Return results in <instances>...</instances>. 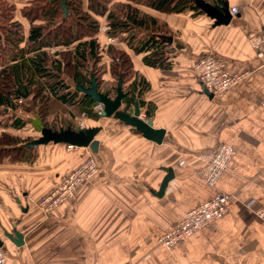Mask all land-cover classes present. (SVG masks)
I'll use <instances>...</instances> for the list:
<instances>
[{
	"label": "crops",
	"instance_id": "0c3cea01",
	"mask_svg": "<svg viewBox=\"0 0 264 264\" xmlns=\"http://www.w3.org/2000/svg\"><path fill=\"white\" fill-rule=\"evenodd\" d=\"M6 1L15 6L12 20L22 24L27 38L30 20L21 11L26 1ZM218 1L238 8L224 26L214 25L204 12H164L138 4L157 18L155 32L168 39L165 66L144 62L143 53L134 52L118 38L109 40L111 35L102 29L105 18L99 17L96 36L103 46L114 43L130 53L133 72L123 86L139 78L140 116L163 128V138L156 142L114 116L98 117L91 100L89 104L70 103L67 92L74 90L75 80L61 71L60 79L69 86H60L58 94L50 93L45 116L59 119L61 126L74 127L81 119L83 123L88 120L86 126L101 125L99 131H107L108 138L98 137V170L78 185L74 198L51 212L29 201L45 194L69 169L73 155L66 151V144L55 143L56 155L42 153L29 161L4 159L0 163L5 264H264V227L251 212L264 205V108L259 105L264 96V63L246 41L264 30V0ZM73 44L49 50L60 57L59 52L72 50ZM18 45L24 46L25 40ZM208 52L229 70L246 69L250 76L222 96L209 95L193 68ZM109 60L102 53L106 80L113 78L107 68ZM7 114L17 116L19 110ZM104 119L109 122L102 123ZM12 129L16 128L0 126V133L15 134ZM220 142L231 145L233 156L210 185L201 174L209 152ZM162 166H171L174 176L164 194L157 196L151 189L159 187L165 174ZM218 192L231 198L226 214L171 247L158 243L160 234L188 209ZM28 194L34 195L29 201ZM245 206L250 210L240 217L238 210ZM12 229L20 232V244L4 234Z\"/></svg>",
	"mask_w": 264,
	"mask_h": 264
},
{
	"label": "trees",
	"instance_id": "16d2710c",
	"mask_svg": "<svg viewBox=\"0 0 264 264\" xmlns=\"http://www.w3.org/2000/svg\"><path fill=\"white\" fill-rule=\"evenodd\" d=\"M25 1L27 4L22 6L21 11L30 20L27 38L22 24L12 20L15 6L6 0H0V109L7 114L17 109L29 111L32 107L36 109L41 121L46 114L50 93L58 94L60 86H69L60 79L61 71L71 75L75 83H89L92 71L100 87L109 92H114L120 74L123 83L132 74L130 53L116 47L114 43L103 46L96 36L101 24L99 17L105 18L103 23L107 35L122 40L134 52L143 53L144 62L165 66L168 39L155 32L158 27L157 18L140 9L138 4L164 12L186 9L193 13L203 12L192 0H86V6L85 0H66L68 11L63 16L61 0ZM208 1L218 8L223 5L218 0V3ZM36 20L43 22L36 23ZM146 29L154 31L140 34L141 30ZM23 40L25 45L21 47L18 44ZM71 44L72 50H61L60 57L54 56L49 50L50 47ZM102 53L110 58L107 68L112 80L102 78L106 71L100 63ZM140 86L138 78L123 87L126 92L123 98L125 107L135 100H140V105L143 104ZM25 92L26 96L23 95ZM78 93L76 88L67 92L72 97L68 101L90 103L87 94L79 96ZM67 94L65 99L69 98ZM25 123L21 116L11 115L5 122H0V126L20 129ZM20 138L6 131L0 133V163L4 158L10 161H29L34 158L31 155L34 147L20 146L24 140Z\"/></svg>",
	"mask_w": 264,
	"mask_h": 264
},
{
	"label": "built area",
	"instance_id": "2783aa9c",
	"mask_svg": "<svg viewBox=\"0 0 264 264\" xmlns=\"http://www.w3.org/2000/svg\"><path fill=\"white\" fill-rule=\"evenodd\" d=\"M238 8H229V13L236 16ZM105 29V26H102ZM112 36L109 40H113ZM250 49L257 53V56L264 58V30L254 33L246 38ZM196 74L199 76L204 88L212 92L213 96L222 95L226 90L236 85L241 78L242 73H235L229 70L222 61L212 52L200 56L193 66ZM259 105L264 108V96L261 97ZM94 108L98 114L101 113L103 105L101 102L94 104ZM66 146L74 147L77 145L66 144ZM233 156L231 145L218 143L208 154L205 168L201 174L203 180L210 185H214L220 174L225 170L229 160ZM96 164L92 157L78 165L75 169L62 175L59 181L43 195L37 199L30 198L29 202H33L44 212H51L62 202L74 197L75 191L82 182L89 180L96 172ZM231 198L224 195L223 192L215 193L211 198L202 201L194 207L188 209L183 217L167 228L158 237V243L171 247L179 239L191 235L194 231L201 228L207 222L226 214ZM248 206L238 210L240 217H245L249 212ZM253 218L260 222L264 227V205L258 206L257 209L251 210ZM6 253L0 246V264H5Z\"/></svg>",
	"mask_w": 264,
	"mask_h": 264
},
{
	"label": "water",
	"instance_id": "95a60500",
	"mask_svg": "<svg viewBox=\"0 0 264 264\" xmlns=\"http://www.w3.org/2000/svg\"><path fill=\"white\" fill-rule=\"evenodd\" d=\"M199 8L206 13L208 16L214 19L213 24L224 26L231 20V14L229 13V4L224 2L223 5L218 8L211 2L207 0H192ZM63 16L67 13L66 0L60 1ZM89 83H75L74 87L78 89L82 94H87L92 102L96 104L101 102L103 109L101 114L103 116H114L121 120L122 122L134 126L141 134L147 139L160 142L163 138L164 129L159 127H154L151 120L144 119L140 116V100H135L133 107L125 110L122 108L123 98L125 95V90L123 88V77L120 74L118 76L115 93L111 95L109 90L101 89L96 77L93 72H90ZM207 90L206 88H204ZM208 91V90H207ZM209 95H213L212 92L208 91ZM26 92L23 95L26 96ZM35 111V119L33 124L39 129L40 134L37 137H32L20 146L23 147H36L40 144H46L48 142L53 143H64L72 144L77 146H88L93 152L99 149V140L96 138L97 132L102 128L101 125H91L86 127H81L77 125L75 128L71 125L61 126L58 129L52 128L51 126L44 125ZM165 170V174L162 177L159 187L151 189V191L157 196H162L165 192L169 180L174 176V170L171 166H162ZM23 208H26L23 207ZM4 234L12 239L15 243L20 244L21 234L16 229L11 231H5ZM22 241V240H21ZM3 244V239L0 237V246Z\"/></svg>",
	"mask_w": 264,
	"mask_h": 264
},
{
	"label": "rangeland",
	"instance_id": "374dc122",
	"mask_svg": "<svg viewBox=\"0 0 264 264\" xmlns=\"http://www.w3.org/2000/svg\"><path fill=\"white\" fill-rule=\"evenodd\" d=\"M255 56L262 60L263 63H264V58L261 57V56H257V53L255 52ZM240 73H242L244 76L243 78L240 79V81L237 83L239 84L242 80H244L245 78H247L248 76H250V72L249 70H246V69H240ZM117 82V81H116ZM237 84L233 85V86H237ZM73 86V84H72ZM100 86V85H99ZM231 86V87H233ZM124 87V86H123ZM101 88V87H100ZM102 89V88H101ZM115 93V89H114V92H110L111 95H114ZM223 95V94H222ZM221 95V96H222ZM220 96V95H218ZM31 106V105H30ZM133 107V104H131L130 106H126L125 107V103L123 102L122 104V108L127 110L129 108ZM35 108H30L29 111H24L23 109H19V115L21 114V116L23 115L22 118H25L26 120V123L25 125L20 128V129H12L11 132H14L16 135H18L19 137H21L20 139H24L22 142L32 138V137H37L39 136L40 134V131L39 129L33 124L34 122V119H35V111H34ZM1 111V109H0ZM97 113V111H95ZM140 113H141V110H140ZM98 114V113H97ZM9 115L10 114H4V115H1L0 114V118L2 117V119L4 121H6L8 118H9ZM81 116V115H80ZM94 116H97V115H94ZM103 115H101V113L99 114L98 117H101ZM112 116V115H111ZM98 117L96 118V120H98ZM109 117V116H107ZM142 117V116H141ZM73 118V117H72ZM81 119V117H79ZM60 120L57 119V118H53V119H48L47 116H45L42 120V122H45L48 124V126H51L52 128H55V129H58L59 127H61L60 123L62 122H59ZM64 121V119L62 120ZM88 121V120H87ZM87 121H85V123H83V120L81 119L80 123L78 125H80L81 127H86V124H87ZM105 122H109L107 119H104V121H102V123H105ZM122 122V121H121ZM63 125H66V124H63ZM77 126V125H76ZM74 126V128L76 127ZM9 127H6V129H8ZM108 138V133L107 131L104 132L103 130L101 131H98L97 134H96V138ZM98 138V139H99ZM21 142V143H22ZM58 145L55 144V143H47V144H41V145H38L36 147L33 148V151H32V156H36L37 154V157L39 155H41L42 153L43 154H50V153H53L54 155H56V149H57ZM64 149V148H63ZM65 149L66 151L69 153V154H72L73 157L69 160V162H71L69 164V162L67 163V168L68 169L66 171V173H68L69 171L75 169L78 165L82 164L83 162H87V160H89L90 157H92L95 161V164H96V171L98 170V163H97V157H96V154H99L98 150L96 152H93L88 146H74V147H68V146H65ZM208 158V157H207ZM4 159H8V158H4ZM3 159V160H4ZM9 160V159H8ZM18 161H27V160H18ZM71 167V168H70ZM225 171V170H224ZM62 176H60L59 178L56 179V181H59V179L61 178ZM56 181H54L56 183ZM217 182V181H216ZM54 183V184H55ZM52 184V185H54ZM51 185V186H52ZM27 190V189H26ZM77 190V189H76ZM76 193V191H75ZM34 195H27V199L29 201V198L32 197ZM75 196V194H74ZM34 199H37L35 197H33ZM74 198V197H73ZM72 199V198H71ZM69 200V199H68ZM67 201V200H66ZM2 247V246H1Z\"/></svg>",
	"mask_w": 264,
	"mask_h": 264
}]
</instances>
